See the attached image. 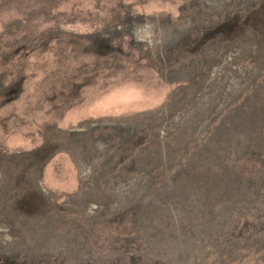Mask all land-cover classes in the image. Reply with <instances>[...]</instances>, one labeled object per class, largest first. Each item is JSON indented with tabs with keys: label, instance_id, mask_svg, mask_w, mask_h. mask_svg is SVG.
Here are the masks:
<instances>
[{
	"label": "rangeland",
	"instance_id": "obj_1",
	"mask_svg": "<svg viewBox=\"0 0 264 264\" xmlns=\"http://www.w3.org/2000/svg\"><path fill=\"white\" fill-rule=\"evenodd\" d=\"M0 264H264V0H0Z\"/></svg>",
	"mask_w": 264,
	"mask_h": 264
}]
</instances>
